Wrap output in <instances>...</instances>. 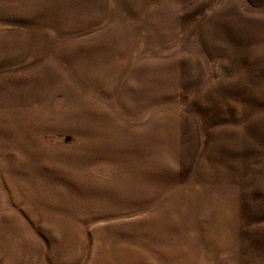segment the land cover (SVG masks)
Segmentation results:
<instances>
[{
	"label": "rangeland",
	"instance_id": "374dc122",
	"mask_svg": "<svg viewBox=\"0 0 264 264\" xmlns=\"http://www.w3.org/2000/svg\"><path fill=\"white\" fill-rule=\"evenodd\" d=\"M0 212V264H264V0H0Z\"/></svg>",
	"mask_w": 264,
	"mask_h": 264
},
{
	"label": "bare ground",
	"instance_id": "6f19581e",
	"mask_svg": "<svg viewBox=\"0 0 264 264\" xmlns=\"http://www.w3.org/2000/svg\"><path fill=\"white\" fill-rule=\"evenodd\" d=\"M14 194V193H13ZM12 194V196H13ZM18 196L19 198L17 199V201L19 200H22V201H26L28 202V205H29V208H30V211H29V215L31 217H35L36 215H38V212L34 209V206H37L39 204H34V202H32V194L30 192H27L25 191L24 192V195H21L20 193H18ZM35 199V198H34ZM32 200V201H31ZM37 200V199H36ZM35 201V200H34ZM38 202V201H37ZM219 205V204H218ZM71 206V205H70ZM217 208V207H216ZM43 209H45V213H46V216H49L51 217V211L49 209H47L46 207H44ZM220 209V208H219ZM222 210V209H221ZM62 214V213H61ZM3 215H6V212H0V217H2ZM7 216V215H6ZM55 216V215H54ZM57 216V215H56ZM4 217V216H3ZM40 218V217H39ZM65 219V218H64ZM69 219V218H68ZM58 220V219H57ZM62 220V219H61ZM71 221V220H69ZM61 223V222H60ZM54 224L55 226L57 225L58 226V222L55 220L54 221ZM226 225L225 224L224 226H218L217 224L215 223H211V227L208 228L207 230L204 231V238L207 242V246L209 247V245L212 246L211 248V251L214 252L216 251V249L218 248H226L225 246V243H224V240L227 241L229 240V234L227 233L226 231ZM221 227V228H220ZM65 228V229H64ZM67 229V230H66ZM62 232L65 231V233H72V226L70 225H63L62 224ZM5 235L7 236L6 239H8V236H9V239H10V233L12 234L11 232V228L9 229H4L3 230ZM230 231V230H229ZM104 232V231H103ZM9 233V234H8ZM203 234V233H202ZM98 239V238H97ZM213 239V240H212ZM106 242V241H105ZM124 242V241H123ZM126 242V241H125ZM124 242V243H125ZM135 242V241H134ZM211 243V244H210ZM69 244V243H68ZM67 244V245H68ZM127 244V243H126ZM129 244V243H128ZM66 245V243L64 242V240L62 241V246L61 248L64 250V253L58 255V260L61 261V264H73L76 260V258H74L72 255H71V251H70V246L68 248V246ZM122 246V245H121ZM116 247V246H115ZM118 248V247H117ZM116 248V249H117ZM123 248V247H122ZM140 248V247H139ZM137 248V249H139ZM190 247H187V246H184V245H177L176 246V249L175 250H171L170 251V257H171V261L169 264H192L193 263V252H194V249H189ZM119 249V248H118ZM129 249V248H128ZM132 249V246L131 248ZM120 250V249H119ZM196 250V249H195ZM105 251V250H103ZM131 251V250H130ZM129 251V252H130ZM17 252V248L15 247L14 248V251L11 253V254H8V259L7 261L9 262H4V264H17V259L18 258V254L16 253ZM178 252V253H177ZM126 253V252H125ZM124 253V254H125ZM179 253H182L181 255ZM112 254V253H111ZM109 255V254H108ZM119 255V254H118ZM165 255V254H164ZM212 255V253H211ZM162 256V255H161ZM167 256V255H165ZM110 257V256H109ZM107 255H104L103 257V260H106L104 261L103 264H108V261L109 258ZM115 257V256H114ZM124 257V256H123ZM145 257V256H144ZM168 257V256H167ZM116 258V257H115ZM126 258V257H125ZM166 258V257H165ZM117 259V258H116ZM136 259V258H135ZM139 259V258H138ZM13 260V262H12ZM97 260V259H96ZM125 260V259H124ZM145 260V259H144ZM160 260V259H159ZM164 260V259H163ZM120 261V260H119ZM123 261V259H122ZM121 261V262H122ZM165 261V260H164ZM102 263V262H101ZM120 263V262H119ZM135 261H134V257L132 258H128L126 259L125 261H123V264H134ZM168 263V262H167Z\"/></svg>",
	"mask_w": 264,
	"mask_h": 264
}]
</instances>
